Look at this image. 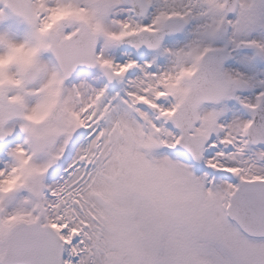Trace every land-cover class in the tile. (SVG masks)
I'll list each match as a JSON object with an SVG mask.
<instances>
[{"label":"snow or ice","instance_id":"6c2138e0","mask_svg":"<svg viewBox=\"0 0 264 264\" xmlns=\"http://www.w3.org/2000/svg\"><path fill=\"white\" fill-rule=\"evenodd\" d=\"M0 264H264V0H0Z\"/></svg>","mask_w":264,"mask_h":264}]
</instances>
